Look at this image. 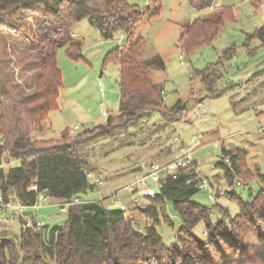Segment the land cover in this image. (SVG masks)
I'll return each instance as SVG.
<instances>
[{
  "label": "trees",
  "instance_id": "16d2710c",
  "mask_svg": "<svg viewBox=\"0 0 264 264\" xmlns=\"http://www.w3.org/2000/svg\"><path fill=\"white\" fill-rule=\"evenodd\" d=\"M215 1L189 0L198 10L212 8ZM145 14L128 0H0V195L26 207L36 206L41 195L60 202L81 201L68 208L64 225L38 228L34 221L26 232L21 230L18 242L0 232V264H264V189L251 202L232 194L240 200L239 213L231 217L221 207V216L215 217L211 208L193 200L203 189L195 170H183L165 183L160 194L145 198L150 204L141 211L152 220L147 226L135 224L119 207H108L105 199L86 197L96 185L87 179L93 168L82 154L85 147L141 120L158 114L171 118L186 110L182 101L167 107L163 89L150 76V69H162L164 62L159 56L144 60L143 39L135 37L134 28ZM27 15L45 26L41 35L32 37L40 75L30 95L16 80L14 58L3 33L13 31L29 38ZM229 18L232 10H216L184 26L178 37L182 52L212 43ZM84 19L103 38L111 39L120 30L127 35V47H117L105 57V62L120 66L119 112L75 136L67 129L59 140L43 139L50 130V114L60 109L63 77L58 50L65 48L75 61L83 59V42L72 30ZM256 37L264 44V27ZM226 54L229 60L233 50ZM195 75L212 97L226 92L215 89L223 77L220 64ZM11 161L19 165L7 171L1 167ZM217 165L230 185L236 178L246 180L245 185L255 180L239 147L223 146ZM168 203L181 219L177 245L172 246H166L157 228L162 221L173 224ZM199 225L204 227L202 238L195 233Z\"/></svg>",
  "mask_w": 264,
  "mask_h": 264
},
{
  "label": "rangeland",
  "instance_id": "374dc122",
  "mask_svg": "<svg viewBox=\"0 0 264 264\" xmlns=\"http://www.w3.org/2000/svg\"><path fill=\"white\" fill-rule=\"evenodd\" d=\"M128 2L146 12L134 28L135 37L143 39L144 60L159 56L164 62V68L150 69L149 73L163 89L165 105L172 107L182 101L186 110L171 118L158 114L141 120L85 147L83 156L90 162L92 172L103 181L86 197L105 199L106 204L115 199L126 207L135 224L150 225L152 220L141 211L150 201L137 192L133 194L128 187L151 164L175 160L192 147L194 163L187 172L195 170L201 177L200 183L208 184L193 200L211 208L215 217L221 216V207L234 217L239 213V199L251 202L264 189V44L256 37V31L264 27V0H216L212 8L205 10L191 6L189 0ZM222 9L232 10L233 18L225 21L212 43L183 53L178 41L183 27ZM24 20L29 38L13 31L3 33L14 58L16 80L22 92L30 95L40 75L32 37L41 35L45 26L34 15H27ZM72 32L83 42V59L75 61L65 48L58 50L57 61L63 77L60 109L50 114V130L43 139L59 140L67 129L79 125L75 136L105 123L108 116L104 117L103 112L108 115L119 112L120 66L105 62V57L117 47H127L126 33L120 30L111 39L103 38L88 19L78 22ZM230 49L233 54L228 60L226 53ZM213 64H220L223 72L215 89L226 90L218 97H212L195 75ZM223 146L243 150L255 180L245 185L246 180L236 178L235 184L228 183L223 169L217 165ZM12 165L16 167L19 162L4 163L3 167L7 171ZM221 191L228 195L221 196ZM212 196L217 204L211 202ZM166 211L173 224L162 221L157 228L166 246L177 245L181 219L170 203ZM25 213L31 224L43 223L50 229L64 225L67 217V212L42 195L37 205L27 207ZM0 216L12 219L10 232L17 241L8 232L1 233L18 242L23 224L21 215L8 210L0 212ZM195 233L202 238L203 225L197 226Z\"/></svg>",
  "mask_w": 264,
  "mask_h": 264
},
{
  "label": "built area",
  "instance_id": "2783aa9c",
  "mask_svg": "<svg viewBox=\"0 0 264 264\" xmlns=\"http://www.w3.org/2000/svg\"><path fill=\"white\" fill-rule=\"evenodd\" d=\"M100 84V83H99ZM103 116H108V112H103ZM80 127L79 125H75L73 128L70 129L71 134H75V131L78 130ZM228 162L229 160L226 159ZM194 163L193 158V148L189 147L183 153V155L175 160L168 161L165 163H154L149 166L136 180L133 184H130L128 187L130 192L135 194L136 192L139 193L143 198H150L154 197L161 193V190L165 183L169 179H176L181 171L187 170L192 164ZM4 164H1L3 167ZM87 179L89 183H93V185L102 184L103 181L95 175L93 172L87 173ZM202 188H207L208 184L206 181L201 183ZM220 195H224V192H220ZM211 202L215 203L216 198L215 196L211 197ZM81 203L80 200L70 201V200H63L60 202L59 206L62 211H67L68 208L72 205ZM108 207H119L121 210H127L124 205H120L117 200L113 199L108 202ZM26 206L17 202L16 200H4V198L0 195V212H6L8 210L12 211L14 214H20L23 224L22 230L26 232L33 224H31L28 219L25 217ZM12 219L7 217L0 216V225L10 226ZM43 223H37V227L43 226Z\"/></svg>",
  "mask_w": 264,
  "mask_h": 264
},
{
  "label": "crops",
  "instance_id": "0c3cea01",
  "mask_svg": "<svg viewBox=\"0 0 264 264\" xmlns=\"http://www.w3.org/2000/svg\"><path fill=\"white\" fill-rule=\"evenodd\" d=\"M73 36L76 37L75 34H73ZM230 147H234V146H230ZM230 147H226V148H230ZM195 172H196V171H195ZM197 175H198V177H200L198 173H197ZM200 178H201V177H200ZM105 197H107V195H106ZM48 199H50V200L53 201V205L59 206V203H60L59 200H57V199H53V198H48ZM12 213H13V212H12ZM13 214H14V213H13ZM14 215H16V214H14ZM20 218H21V217H20ZM10 227H11V226L0 225V232L5 233V234L8 232L9 235H10V237L13 238L15 241H17V238L15 237V234H13L12 232H10V231H12Z\"/></svg>",
  "mask_w": 264,
  "mask_h": 264
}]
</instances>
